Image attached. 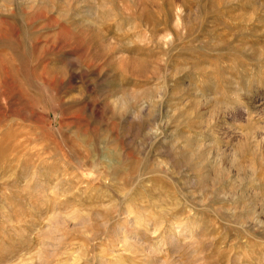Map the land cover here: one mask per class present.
I'll list each match as a JSON object with an SVG mask.
<instances>
[{"label": "rangeland", "instance_id": "obj_1", "mask_svg": "<svg viewBox=\"0 0 264 264\" xmlns=\"http://www.w3.org/2000/svg\"><path fill=\"white\" fill-rule=\"evenodd\" d=\"M0 264H264V0H0Z\"/></svg>", "mask_w": 264, "mask_h": 264}]
</instances>
